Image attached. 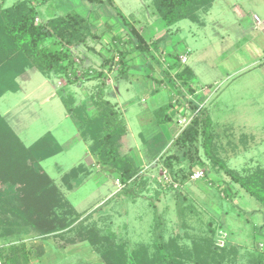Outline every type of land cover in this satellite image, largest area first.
I'll list each match as a JSON object with an SVG mask.
<instances>
[{
    "label": "rangeland",
    "instance_id": "374dc122",
    "mask_svg": "<svg viewBox=\"0 0 264 264\" xmlns=\"http://www.w3.org/2000/svg\"><path fill=\"white\" fill-rule=\"evenodd\" d=\"M17 1L6 0L4 7ZM33 1L41 14L39 21L62 15L68 9L93 22L99 18L97 7L84 0ZM120 1L117 0L121 5ZM122 3L118 10L133 15L147 40L163 34L165 45L161 51H153L159 63L134 54L128 80L117 79L119 65L104 69L105 61L114 56L109 34L75 48L74 56L80 70L104 71L108 100L124 107L129 134L124 139L123 151L142 168L136 183L124 189L116 173L96 165L60 100L61 94H72L78 103L88 104L92 111L98 80L71 86L62 77L49 79L39 71H29L19 80L18 93H7L0 98V113L26 146L49 132L56 137L63 152L42 166L78 212L89 213L117 194L80 229H96L112 243L124 245L128 253L140 246L153 250L156 244L172 240L190 249L194 243L213 239V245L220 248L219 234L224 231L228 234L226 246L237 248V252L226 256L221 264H250L257 252L264 254V208L211 165L205 170L204 180L182 187L176 183L178 187L174 190L165 188L162 179L166 169L159 159L146 155L141 135L145 138L153 135L155 111L170 101L173 104L175 98H180L177 92L181 90L187 100L190 97V103L206 110L221 138L217 142L220 153L230 168L237 171L264 168V0H217L210 12L202 15V26L184 20L170 28L166 36L165 24L158 17L149 22L140 0H122ZM102 9L113 16L109 21L116 23L112 26L113 33L127 40L116 10L109 4ZM182 54L188 55L184 66L195 72L191 82L194 95L188 94L186 88H174L165 78L166 67L175 63V55ZM190 103L183 111L186 116H193ZM172 111L176 113L175 120L162 128L169 140L177 134L176 118L181 112ZM175 151L169 145L164 154ZM198 154L205 160L200 147ZM81 164L87 168L81 176L83 185L68 192L62 177ZM199 169L204 168H193ZM227 186H230L229 196L224 197L219 188ZM80 229L64 234L66 239L76 240L65 248L62 240L52 237L41 240L27 231H21L15 242L44 247L43 257L31 264H103L101 249L82 241L78 236ZM5 244L0 238V247Z\"/></svg>",
    "mask_w": 264,
    "mask_h": 264
},
{
    "label": "trees",
    "instance_id": "16d2710c",
    "mask_svg": "<svg viewBox=\"0 0 264 264\" xmlns=\"http://www.w3.org/2000/svg\"><path fill=\"white\" fill-rule=\"evenodd\" d=\"M84 1L94 6H112L127 35V40L121 36L112 38L114 56L105 61L104 69L111 70L117 64V79L128 80L132 55L145 56L159 63L153 51H160L164 38L155 42L147 40L136 24L113 6L111 0ZM144 1L150 4L154 14L170 30L184 20L202 26V15L208 14L217 0ZM4 3L5 0L0 5V98L7 93H18L21 90L19 80L32 70L39 71L49 79L62 77L71 86L98 80L97 93L92 96V111L88 104L78 103L72 94L66 95L68 97L61 94L60 99L96 165L116 173L124 189L136 183L142 168L123 151L129 126L122 107L106 97L107 75L104 71L80 70L75 61V48L100 37L93 21L74 9L39 21L41 14L33 0H19L10 7H4ZM153 46H156L155 49ZM174 58L175 63L164 71L166 80L174 88H186L188 94L194 95L191 85L195 78L194 71L182 65L179 56L175 55ZM177 93L181 100L188 101L181 90ZM190 105L195 118L188 128L171 140L162 128L175 120L172 101L155 111L156 131L149 138L141 135L146 155L159 159L179 187L191 182L194 167L206 170L211 165L264 208V168L248 171L230 168L227 159L220 153L217 142L221 138L213 129L206 110L195 103ZM169 145L176 151L165 156V149ZM199 147L205 160L199 157ZM62 152V145L50 132L26 146L0 113V238L7 242L0 247V264H31L43 257V246L29 247L27 242H15L21 231L34 233L41 240L51 237L62 240L64 248L74 245L76 240L66 239L64 234L80 229L116 198L117 194L111 196L89 213L78 212L42 166L43 162ZM86 172L87 168L81 164L64 174L62 183L66 190L74 192L80 188L83 185L81 176ZM163 185L176 189L168 183ZM228 189L230 186L219 188V191L228 197ZM215 233L213 229L212 234ZM78 236L101 249L103 264H221L226 256L237 252V248L230 245L217 248L211 239L201 244L194 243L190 249L182 247L178 240H172L167 244H156L153 250L140 246L128 253L124 245L112 243L96 229H80ZM250 264H264V254L257 252Z\"/></svg>",
    "mask_w": 264,
    "mask_h": 264
},
{
    "label": "built area",
    "instance_id": "2783aa9c",
    "mask_svg": "<svg viewBox=\"0 0 264 264\" xmlns=\"http://www.w3.org/2000/svg\"><path fill=\"white\" fill-rule=\"evenodd\" d=\"M180 62L182 65H187L188 63V55L187 54H182L179 56ZM189 100L190 97L188 96V101L184 102L182 101L180 98H175L173 100V105H174V109L176 112H180V114H178L177 118H176V125H177V135H179L180 133H182L186 128H188L190 126V124L192 123L193 119L195 118V114L193 113V116L188 115L186 116L184 114V110H187V108L189 107ZM206 177V171L205 169L201 170H195L191 176H190V181L191 182H198L201 180H204ZM162 182L164 183H168L170 185H172L174 188L178 187L176 185V183L173 181V179L170 177L169 173L167 172V170H165V174L163 176ZM228 239V234L226 232H220L219 234V240H218V246L220 248H224L226 247L227 244V240Z\"/></svg>",
    "mask_w": 264,
    "mask_h": 264
},
{
    "label": "crops",
    "instance_id": "0c3cea01",
    "mask_svg": "<svg viewBox=\"0 0 264 264\" xmlns=\"http://www.w3.org/2000/svg\"><path fill=\"white\" fill-rule=\"evenodd\" d=\"M6 1V0H5ZM112 1V4H113V6L114 7H120V6H123L124 4L122 3V0L120 1V3H121V5L120 4H118V2H117V0H111ZM119 1V0H118ZM141 1V3H142V5H143V7H144V9H145V11H146V15H147V17H148V20H149V22H152V21H154V19L155 18H157V16L154 14V12H153V10L151 11L150 9H152L151 7H150V4L148 3V2H145L144 0H140ZM106 6V4H101V5H98V6H96L97 7V9H98V20L96 21V22H93L94 23V25L99 29V31H98V35H100L101 37L102 36H106V35H110L111 36V45L113 46V43H112V38L113 37H118V35L117 34H114L113 32L115 31L114 30V28L112 27V26H114L116 23H110L109 21L110 20H112V18H113V16L112 15H110V13H108L106 10L104 11V9H102V7L104 8ZM125 7V6H124ZM118 9V8H117ZM104 12H107L108 14H106V13H104ZM104 13V14H103ZM123 13V15L127 18V19H129V21L130 22H132V23H134L135 24V22H138V21H136L135 20V18L133 17V15H126L124 12H122ZM81 15H83V14H81ZM84 16V15H83ZM121 24V23H120ZM136 26H137V24H136ZM123 27V26H122ZM137 28H138V26H137ZM124 29V28H123ZM143 34H144V30L143 29H140V28H138ZM168 30L169 29H167L166 30V32H165V36L168 34L167 32H168ZM125 31V30H124ZM111 33V34H110ZM163 35V34H162ZM162 35H160V36H157L156 38H155V40H149L150 42H155V41H157L158 39H161V38H164V36H162ZM145 36V35H144ZM165 45V42L164 43H162L161 45H160V48L162 47V46H164ZM114 48V47H113ZM158 52H159V50H157ZM157 51H155V52H157ZM161 51V50H160ZM169 65L166 67V70H168L169 68ZM193 70V69H192ZM195 73V72H194ZM108 96V95H107ZM106 96V97H107ZM108 99V98H107ZM61 100V99H60ZM116 104H119V103H116ZM120 107H121V105H119ZM122 109H124V107H122Z\"/></svg>",
    "mask_w": 264,
    "mask_h": 264
}]
</instances>
